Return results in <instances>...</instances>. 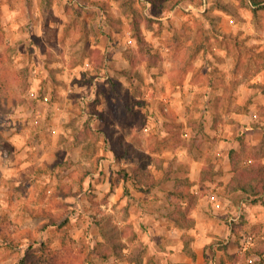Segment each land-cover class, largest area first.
Instances as JSON below:
<instances>
[{"label":"crops","instance_id":"1","mask_svg":"<svg viewBox=\"0 0 264 264\" xmlns=\"http://www.w3.org/2000/svg\"><path fill=\"white\" fill-rule=\"evenodd\" d=\"M16 1L4 0L2 5L3 28L9 29L5 40L12 43L25 37L28 45L39 53L64 56L65 59L52 65L61 69L56 74L59 81L54 83V90L58 95L64 94V99L69 100L67 104L72 100L69 92L76 89L71 86L75 84L72 83L75 70L82 67L72 60L71 53L81 50L89 53L83 66L93 68L92 53L118 50L127 41L137 44L131 28L134 13L124 12L120 0H24L21 4ZM162 3L159 10L155 1L148 0L149 14L153 16L149 20L153 22L148 27L143 20L140 23L143 34L147 31L154 44L162 41L164 52L165 91L160 97L163 103L159 107V98H152L147 126H153L155 133L150 139L155 144L146 152L159 157L157 165H151L157 172L148 175L153 184H139L145 173L140 170L137 157L120 154L115 159L110 150L107 159H99L96 170L85 167L82 174L102 176L106 166L113 163L124 167L127 175L117 179L127 191L122 185L115 187L117 183L103 194L101 204L108 209L123 203L126 206L128 202L132 209L142 205V212H138L141 223L137 219L135 228L139 224L146 229L155 264H192V260L198 262L203 258L200 251L213 235L220 233L230 241L231 231L223 223L230 213L249 220L252 212V219L262 220L264 202L252 203L246 199V193L230 191L227 184L233 176L230 151L239 153V163L250 161L252 158L246 155L263 138L264 0H163ZM59 82L66 83L67 89L56 88ZM62 114L63 118H57V131L67 117L65 112ZM83 146L80 143L77 152L73 150L66 156L69 171L75 170L77 164H91L86 156H79ZM58 147L47 143V149ZM131 148L138 149L136 140L131 141ZM54 157L52 154L51 158ZM29 159L35 162V157ZM260 160L264 162V155ZM38 163L39 160L35 162ZM28 164L30 161L24 159L23 171L31 172ZM178 166L190 182L189 187L178 184L177 180L183 177L174 172ZM4 167L6 172L8 168ZM160 183H171L173 189L168 196L175 197L187 211V217L193 219L191 227L180 226L168 212L151 207L153 201L146 194L162 193ZM174 235L177 240L172 250L170 238ZM184 236L194 243V259L181 251ZM123 250L121 255L125 254Z\"/></svg>","mask_w":264,"mask_h":264},{"label":"rangeland","instance_id":"2","mask_svg":"<svg viewBox=\"0 0 264 264\" xmlns=\"http://www.w3.org/2000/svg\"><path fill=\"white\" fill-rule=\"evenodd\" d=\"M147 1L120 0L124 12H133L148 27L153 16ZM151 1L162 10L163 0ZM3 3L0 0V264H155L146 229L139 224L135 228L143 206L132 209L128 202L108 209L101 204L112 182L118 183L121 165L108 164L102 176L82 173L85 167L96 170L99 159H107L111 148L120 150L126 158L136 153L140 170L145 171L140 185H147L151 180L148 175L157 172L151 165H157L159 157L146 149L155 144L150 139L155 133L153 126L147 127L150 104L157 97L161 107L160 97L165 91L162 41L154 44L146 31L143 45L135 39V45L127 41L118 50L92 53L93 68L83 66L89 53H71L72 60L82 67L75 70V84L71 86L76 89L69 92L72 100L67 104L64 94L54 90V83L59 81L55 77L61 69L52 65L64 56L39 53L25 37L12 43L5 40L9 29L2 24ZM67 86L56 84L61 90ZM108 98L111 101L107 103ZM56 107L65 109L59 111ZM112 107L122 114L121 119L111 114ZM63 112L67 117L57 131V118H63ZM101 112H107L111 121L106 120L107 116L101 120ZM133 140L138 149L131 153ZM47 143L59 147L47 149ZM80 143L84 149L79 156H86L91 164H77L75 170L69 171L66 156L73 150L77 152ZM30 157L40 163L35 164ZM24 159L30 161L31 172L23 171ZM4 166L8 168L6 172ZM174 172L183 176L178 184L189 187L182 167ZM121 185L126 190L121 182L115 187ZM158 186L166 193L151 192L146 197L153 201L152 208L169 213L179 201L168 196L173 189L171 183ZM252 217V212L249 220L236 213L227 215L223 223L231 231L230 241L220 233L213 235L200 251L203 258L192 260V264H246L254 259L255 255L245 258L244 251L248 245L264 241V212L260 222ZM109 237L123 244L125 254H112ZM176 240V235L170 238L172 250ZM186 247L181 250L183 254L194 247L193 241L189 240Z\"/></svg>","mask_w":264,"mask_h":264},{"label":"trees","instance_id":"3","mask_svg":"<svg viewBox=\"0 0 264 264\" xmlns=\"http://www.w3.org/2000/svg\"><path fill=\"white\" fill-rule=\"evenodd\" d=\"M131 28L134 34V38L137 40L138 45L145 44V37L140 28V22L136 17H133L131 22ZM116 93V92H115ZM118 93V92H117ZM111 98L106 99V102H110ZM111 114L122 116L121 113H117V110L112 107ZM107 113V112H106ZM101 112L100 119L102 117H106L107 114ZM110 116V115H109ZM107 121H111V119L107 116ZM106 135V133H105ZM242 144V141H241ZM115 156V159L120 158L123 154L121 151H116L115 149L111 150ZM135 151L132 149L131 153ZM121 154V155H120ZM135 154V156H134ZM132 154L134 157H137L136 153ZM264 155V133L261 142L253 148L252 153H249L248 157L252 159L250 161H244L243 163H239V153L235 150L230 151V158H231V168L233 171V176L229 183L227 184V189L230 191L240 190L246 193V199L252 203L255 202H264V162L260 160V157ZM143 166V165H142ZM120 177H125L127 172L124 167H120L118 170ZM145 173V171H143ZM153 182L148 183V185H152ZM114 181L110 189H113ZM168 216L174 219L177 224L180 226H184L189 228L193 225V219L187 217V211L181 207V205H176L173 211L168 213ZM110 245H111V252L112 254L118 255L119 257L122 256L123 244L119 241H115L112 237H109ZM188 239L186 236L183 237V249L185 250L187 247ZM187 254H189L193 259L195 258V252L192 249L186 250ZM245 258H248L251 255H255L254 259H250L247 261L246 264H264V241H260L257 244L248 245L245 249ZM168 264H191L187 262H169Z\"/></svg>","mask_w":264,"mask_h":264}]
</instances>
